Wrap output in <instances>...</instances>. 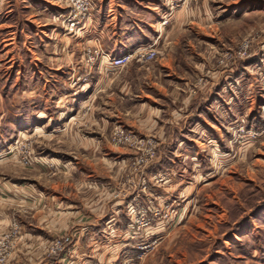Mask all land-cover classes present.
<instances>
[{
    "label": "rangeland",
    "instance_id": "rangeland-1",
    "mask_svg": "<svg viewBox=\"0 0 264 264\" xmlns=\"http://www.w3.org/2000/svg\"><path fill=\"white\" fill-rule=\"evenodd\" d=\"M118 201L137 252L107 264H264V0H0V264Z\"/></svg>",
    "mask_w": 264,
    "mask_h": 264
},
{
    "label": "crops",
    "instance_id": "crops-1",
    "mask_svg": "<svg viewBox=\"0 0 264 264\" xmlns=\"http://www.w3.org/2000/svg\"><path fill=\"white\" fill-rule=\"evenodd\" d=\"M140 44L141 42L139 41L132 44L119 42L103 48L108 55H120L134 50ZM50 197L54 199L55 207H57H53L52 210L54 209L57 214L63 212L58 209L60 205L58 203L64 201L67 204V208L71 209L66 210L68 214L76 210L74 208L75 203L69 196L53 191L50 193ZM133 197L136 199L137 196L132 195L131 198ZM141 198H143L142 204L145 205L151 201V197L147 195H143ZM120 205L121 201H118L110 207L111 210L105 205L102 209L94 207L93 209L85 210L83 222L77 224V229H75L80 232V240L74 241L73 239L72 243L57 256L49 259L38 258L35 264H107V262L112 260L117 261L120 253H136L135 246L132 243H128L127 232L122 231L118 227L120 222L118 215L123 213V208ZM155 228H152L147 233V239H153L158 233L157 231L159 230H157V227Z\"/></svg>",
    "mask_w": 264,
    "mask_h": 264
},
{
    "label": "built area",
    "instance_id": "built-area-1",
    "mask_svg": "<svg viewBox=\"0 0 264 264\" xmlns=\"http://www.w3.org/2000/svg\"><path fill=\"white\" fill-rule=\"evenodd\" d=\"M142 57L144 56H153L152 52H142L140 54ZM133 57L131 54H127V55H123L121 57H117L115 59H113L112 64L115 66H119L122 64H125L127 61H129V59ZM123 132L121 130H117L115 132V135H119L122 134ZM125 139L127 140L128 137L125 136ZM149 154V152H148ZM145 158H141L140 161L138 162H143ZM129 212L132 217L129 226V231L128 233L130 234V238H136L137 233L135 231L136 229L142 228V227H146L147 225H149V218L147 217V212H145L144 210H141V212H138L136 210V208L132 205H130L129 208ZM10 236V234H8L7 236L5 235L4 237L0 238V262H3L8 254V250L11 246V241L8 238ZM71 241V237L70 236H66L65 238H63V240H56L53 244L52 247V251L51 254L53 257H55L57 255L58 252L62 251L68 243H70ZM145 248L144 246L140 247L139 249H143ZM112 264V263H111ZM123 264H131V260H126L123 262Z\"/></svg>",
    "mask_w": 264,
    "mask_h": 264
},
{
    "label": "bare ground",
    "instance_id": "bare-ground-1",
    "mask_svg": "<svg viewBox=\"0 0 264 264\" xmlns=\"http://www.w3.org/2000/svg\"><path fill=\"white\" fill-rule=\"evenodd\" d=\"M132 217H134V216H132Z\"/></svg>",
    "mask_w": 264,
    "mask_h": 264
}]
</instances>
